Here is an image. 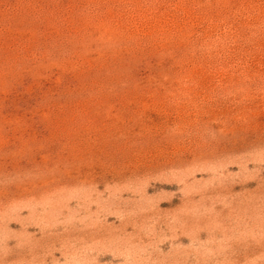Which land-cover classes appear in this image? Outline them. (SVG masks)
<instances>
[{"label":"rangeland","instance_id":"1","mask_svg":"<svg viewBox=\"0 0 264 264\" xmlns=\"http://www.w3.org/2000/svg\"><path fill=\"white\" fill-rule=\"evenodd\" d=\"M0 264H264V0H0Z\"/></svg>","mask_w":264,"mask_h":264}]
</instances>
